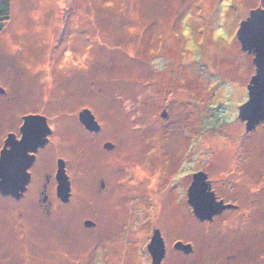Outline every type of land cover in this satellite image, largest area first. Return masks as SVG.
Wrapping results in <instances>:
<instances>
[{
	"label": "rangeland",
	"instance_id": "1",
	"mask_svg": "<svg viewBox=\"0 0 264 264\" xmlns=\"http://www.w3.org/2000/svg\"><path fill=\"white\" fill-rule=\"evenodd\" d=\"M10 1L0 141L22 114L46 115V166L67 161L72 198L48 215L0 194V264H153L157 228L164 264H264V121L239 118L256 66L238 39L264 0ZM199 171L229 204L211 219L188 201Z\"/></svg>",
	"mask_w": 264,
	"mask_h": 264
},
{
	"label": "water",
	"instance_id": "2",
	"mask_svg": "<svg viewBox=\"0 0 264 264\" xmlns=\"http://www.w3.org/2000/svg\"><path fill=\"white\" fill-rule=\"evenodd\" d=\"M238 39L243 50L254 53V63L256 74L252 77L248 85V100L239 108V118L246 122L247 130L256 127L264 121V8L258 7L250 11L249 16L241 22L238 29ZM0 92L5 89L0 86ZM81 120L90 130H99L100 124L90 109H85L80 114ZM42 126L46 123L44 115L26 116V126L33 125L34 122ZM45 134V133H44ZM43 134V135H44ZM43 136L39 138V141ZM34 140L30 137H24L22 141H17L14 136H10L4 150L0 156V191L4 194H12L20 197L26 190L29 181L27 166L29 161L28 146L33 144ZM38 142V140H37ZM10 146V148L8 147ZM64 172V171H63ZM67 179L64 191V198H69L70 180ZM208 175L204 171H199L194 176V181L189 189V202L192 205L195 214L201 219H211L214 214L221 212L229 204L223 201L217 202L215 194L211 190ZM177 247L184 248L186 252L192 251L191 244H185L180 241ZM153 258V264H160L165 255L164 240L159 229L154 231L152 241L148 245Z\"/></svg>",
	"mask_w": 264,
	"mask_h": 264
},
{
	"label": "flooded vegetation",
	"instance_id": "3",
	"mask_svg": "<svg viewBox=\"0 0 264 264\" xmlns=\"http://www.w3.org/2000/svg\"><path fill=\"white\" fill-rule=\"evenodd\" d=\"M0 86H2V85H0ZM6 93H7V90L5 89V92H0V95H5ZM31 114L32 115H37V114L42 115L41 113L22 114L20 121H18L17 123H15V125H12L10 128L3 131V133L6 135L0 141V156H1L2 150H4L5 145H6L10 136H14V139L17 141H22L24 139V137H27V136L30 137L32 140H34V142H32L33 144L28 146L29 150H28V152H26L30 156L29 157L30 162H28V166H27V171L29 173V181L26 185V190L18 198L13 196L12 194H4L1 191H0V194L5 199H7V200L9 199V201H12L15 203L28 200L27 202L29 203V205L31 207L32 206H34V207L39 206V209L42 210L43 213L50 215V214H53L54 212H56L58 210L57 207L59 208L63 204L70 203L71 198H72V180H71V175L68 172V163L63 158L58 157L56 159H52V164H50L49 166H46L48 164V161H49V163H51V160H50L48 153L50 152L49 145L51 143V138H52L55 131H54V128L51 125V123L49 122L48 117L46 115H44V116L46 117V123L47 124H45V125L43 124V126H42L40 123H38L36 121V122H34L33 125L26 126L25 125L26 116L31 115ZM80 119H81V117H80ZM96 119H97V117H96ZM99 124L101 125V123H99ZM101 128H102V125L100 126L99 130H93L91 132H94V133L98 132L99 133L101 131ZM41 136H43V139L41 141H39V138ZM37 140H38V142H37ZM107 145L108 144H106L104 146L107 147ZM8 147L10 148V146H8ZM45 169L48 171V172L45 171V173H44L45 181L39 185V184H37L38 175H39L38 172H41L42 170H45ZM195 173L196 172H193V175ZM65 174L68 176V179L70 180V191H69L70 196L68 199L64 198L65 196H64V191H63V189L65 187L64 184H66V181H67ZM193 179H194V177H193ZM191 185H192V183H191ZM101 187H103V188L105 187V181L104 180H102V182H101ZM188 201H189V194H188ZM161 229H159V230H160L161 236L164 240L165 255H164L160 264H164V261L166 260L168 254H169L171 244L169 245V243H167V237L164 234L165 231H163V229L162 230ZM153 236H154V232H153ZM153 236H151L150 241H152ZM180 241L183 242V240L177 239L173 243V247L178 252L187 253L184 248L182 249L181 247H177V243ZM185 244H191V243L188 241ZM193 250H194V247L192 246V251ZM148 251H149V248H148ZM191 252H188V253H191ZM149 253H150V251H149ZM150 255H151V253H150ZM151 258H152V255H151ZM152 263H153V258H152Z\"/></svg>",
	"mask_w": 264,
	"mask_h": 264
},
{
	"label": "trees",
	"instance_id": "4",
	"mask_svg": "<svg viewBox=\"0 0 264 264\" xmlns=\"http://www.w3.org/2000/svg\"><path fill=\"white\" fill-rule=\"evenodd\" d=\"M10 4V0H0V29L3 26V22H5L8 18Z\"/></svg>",
	"mask_w": 264,
	"mask_h": 264
}]
</instances>
